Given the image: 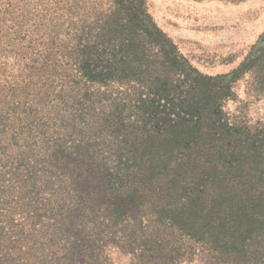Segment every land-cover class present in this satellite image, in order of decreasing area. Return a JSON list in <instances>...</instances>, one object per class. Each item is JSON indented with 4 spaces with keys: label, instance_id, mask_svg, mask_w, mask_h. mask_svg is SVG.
I'll return each instance as SVG.
<instances>
[{
    "label": "trees",
    "instance_id": "16d2710c",
    "mask_svg": "<svg viewBox=\"0 0 264 264\" xmlns=\"http://www.w3.org/2000/svg\"><path fill=\"white\" fill-rule=\"evenodd\" d=\"M108 4L0 51V264H264V126L226 110L247 75L264 96V33L210 76Z\"/></svg>",
    "mask_w": 264,
    "mask_h": 264
},
{
    "label": "rangeland",
    "instance_id": "374dc122",
    "mask_svg": "<svg viewBox=\"0 0 264 264\" xmlns=\"http://www.w3.org/2000/svg\"><path fill=\"white\" fill-rule=\"evenodd\" d=\"M0 0V51L43 52L52 36L51 20L64 5L72 10H103L108 0ZM157 26L177 45L180 53L203 74H227L249 55L264 33V0L240 3L225 0H146ZM57 29H54L56 32ZM50 34V35H49ZM2 59H0V62ZM10 69V65H7ZM235 101L227 112H243L250 126H264V96L247 75L234 86ZM113 264H130L113 255ZM206 264L200 259L191 263Z\"/></svg>",
    "mask_w": 264,
    "mask_h": 264
}]
</instances>
